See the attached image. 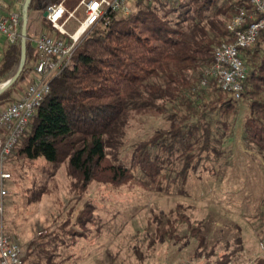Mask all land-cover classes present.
<instances>
[{
  "label": "trees",
  "instance_id": "1",
  "mask_svg": "<svg viewBox=\"0 0 264 264\" xmlns=\"http://www.w3.org/2000/svg\"><path fill=\"white\" fill-rule=\"evenodd\" d=\"M59 1L68 9L77 4L30 0L28 10L45 11ZM134 5L131 9L129 3L128 13L114 11L107 21L100 19L85 31L7 158L66 161L79 199L93 180L149 186L165 172L182 190L191 171L207 163L213 166L226 153L225 141L232 138L238 118L245 147L264 157V28L252 44L240 49L247 74L239 97L218 87L214 78L198 85L204 66L213 62V47L232 38L228 19L240 7L249 11L250 1L135 0ZM44 26L51 29L46 16ZM5 41L0 61L3 79L14 74L21 51L20 39ZM35 60L34 45L27 37L22 70L0 92V106L19 95L14 94L28 81ZM145 107L162 114L168 126L138 142L129 165L115 161L107 148L114 144L126 110ZM43 190L40 187L36 196ZM93 210L94 205L85 201L55 228L29 240L24 264L30 257V264H43L42 260L56 264L60 245L91 231ZM175 214L157 230L158 236L180 238L176 223H182L203 253L207 243L201 226L182 211ZM230 261L228 252L216 264ZM254 264H264V257Z\"/></svg>",
  "mask_w": 264,
  "mask_h": 264
},
{
  "label": "rangeland",
  "instance_id": "2",
  "mask_svg": "<svg viewBox=\"0 0 264 264\" xmlns=\"http://www.w3.org/2000/svg\"><path fill=\"white\" fill-rule=\"evenodd\" d=\"M80 1L76 0L74 15L67 22L70 31L85 15ZM134 1L129 2L131 9ZM11 3L21 9L23 0ZM43 12L27 11V37L45 28ZM5 46L0 34V61ZM6 79L0 77V83ZM240 119L232 138L225 141L226 153L213 166L207 163L191 171L182 190L165 172L149 186L137 181L113 185L93 180L79 199L66 161L7 159L4 168L11 176L5 179L3 225L26 247L29 240L55 228L89 201L95 217L91 231L60 245L54 257L56 264H216L228 252L229 264H254L258 257H264V157L245 147ZM167 126L168 121L152 108L127 109L116 140L107 151L115 161L129 165L134 146L156 128ZM40 187L44 190L36 196ZM176 211L187 214L205 232L203 253L182 223H176L180 238L158 236L157 230Z\"/></svg>",
  "mask_w": 264,
  "mask_h": 264
},
{
  "label": "built area",
  "instance_id": "3",
  "mask_svg": "<svg viewBox=\"0 0 264 264\" xmlns=\"http://www.w3.org/2000/svg\"><path fill=\"white\" fill-rule=\"evenodd\" d=\"M133 0H81L85 15L72 31L65 26L74 15L62 1L46 8V18L51 29L30 35L36 60L30 79L23 84L19 95L0 106V264H24L25 246L18 236L3 225L4 198L7 193L5 179L11 176L4 162L13 151L45 95L50 91V81L71 60L77 43L85 31L96 21H107L114 11L129 12ZM251 9L240 7L227 21L230 40H223L213 47V62L204 66L199 86L214 78L216 85L239 97L247 69L240 55L242 47L252 44L264 28V0H249ZM21 9L8 0H0V34L10 43L20 39Z\"/></svg>",
  "mask_w": 264,
  "mask_h": 264
},
{
  "label": "water",
  "instance_id": "4",
  "mask_svg": "<svg viewBox=\"0 0 264 264\" xmlns=\"http://www.w3.org/2000/svg\"><path fill=\"white\" fill-rule=\"evenodd\" d=\"M30 0H23L22 8H21V28H20V59L19 64L12 76L4 80L0 83V92H2L4 89H6L9 85H11L19 76L24 61H25V55H26V39H27V11L29 6ZM46 10L43 12L44 15H46Z\"/></svg>",
  "mask_w": 264,
  "mask_h": 264
},
{
  "label": "crops",
  "instance_id": "5",
  "mask_svg": "<svg viewBox=\"0 0 264 264\" xmlns=\"http://www.w3.org/2000/svg\"><path fill=\"white\" fill-rule=\"evenodd\" d=\"M63 4H64L65 7H67L66 3L63 2ZM67 8H68V7H67ZM67 22H68V20H67ZM67 22L65 23V26L67 25ZM43 30H46V29L44 28ZM43 30H42V31H43ZM30 35H31V34H30ZM33 35H35V34H33ZM2 37H3V35H2ZM3 38H4V37H3ZM4 39H5V38H4Z\"/></svg>",
  "mask_w": 264,
  "mask_h": 264
}]
</instances>
